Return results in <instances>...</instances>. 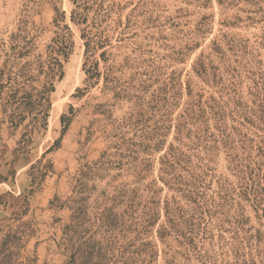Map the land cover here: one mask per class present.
Wrapping results in <instances>:
<instances>
[{"label": "rangeland", "instance_id": "374dc122", "mask_svg": "<svg viewBox=\"0 0 264 264\" xmlns=\"http://www.w3.org/2000/svg\"><path fill=\"white\" fill-rule=\"evenodd\" d=\"M99 3L110 11L108 41L97 50L91 70L84 65V25L71 20L73 0H0V264H67L71 253L60 239L71 197L85 207L87 252L119 258L137 251L133 191L141 172L146 182L153 181L163 154L146 148L153 144L157 96L177 93L170 111L178 116L188 82L205 85L194 71L202 54L225 77V66L241 60L264 77V0ZM63 35L71 42L60 56L63 75L49 77V46ZM232 40L238 46L229 50ZM216 41L226 62L212 49ZM171 77L172 90L171 83L165 85ZM249 87L247 80L241 85L245 101ZM174 133L173 128L166 136L167 144ZM224 156H218V171L225 172ZM110 207L113 224L100 214ZM248 211L250 225L264 231L256 213ZM81 243L75 241V251L84 250ZM205 247L213 264L239 259V264L245 259L264 264V235L244 249L232 233L215 232ZM191 264H197L195 257Z\"/></svg>", "mask_w": 264, "mask_h": 264}, {"label": "trees", "instance_id": "16d2710c", "mask_svg": "<svg viewBox=\"0 0 264 264\" xmlns=\"http://www.w3.org/2000/svg\"><path fill=\"white\" fill-rule=\"evenodd\" d=\"M95 1L94 6L89 5L90 0H73L75 8L71 13L75 24L84 25V65L89 64L91 70L97 50L108 41L110 17V11L99 0ZM90 10L95 12L93 16ZM54 43L49 46L46 64L49 77L57 72L63 75L60 56L69 51L71 42L63 35ZM228 44L229 50L238 46L234 40ZM212 49L226 62L221 42H214ZM208 58L202 54L194 65L205 85L188 82V96L178 116L173 117L170 111L172 105L176 106L173 102L177 93L158 95L153 102V144L146 148L163 154L153 181L146 182V175L141 172L138 187L133 191L139 235L137 251L124 252L119 258L87 252L83 237L85 207L71 197L68 202L71 215L60 239V246L71 253L67 264H191L192 257L197 264H213L205 242L214 239L215 232L220 236L232 233L244 249L263 241L264 231L250 225L252 218L248 211L251 208L264 223L263 71L241 60L238 66H225L228 73L225 77L222 69L211 66ZM246 80L250 82L249 101L243 99L241 92ZM169 83L172 90L176 84L174 77L165 81V85ZM168 103L169 108L165 105ZM252 127L257 130L254 135L248 132ZM173 128V139L167 144L165 138ZM221 152L225 155V172L218 171ZM144 163L147 169L149 160ZM100 214L110 221L115 217L112 207ZM78 239L85 251L74 250ZM242 261L246 264V259Z\"/></svg>", "mask_w": 264, "mask_h": 264}]
</instances>
